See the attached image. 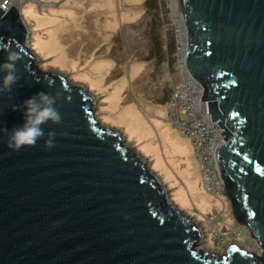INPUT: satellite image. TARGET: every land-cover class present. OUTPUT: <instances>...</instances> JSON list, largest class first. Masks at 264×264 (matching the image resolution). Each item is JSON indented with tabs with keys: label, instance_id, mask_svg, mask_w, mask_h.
I'll list each match as a JSON object with an SVG mask.
<instances>
[{
	"label": "water",
	"instance_id": "1",
	"mask_svg": "<svg viewBox=\"0 0 264 264\" xmlns=\"http://www.w3.org/2000/svg\"><path fill=\"white\" fill-rule=\"evenodd\" d=\"M174 1L183 67L221 128L223 194L260 254L236 244L221 257L197 250L198 224L167 201L117 130L96 126L85 88L34 69L30 32L12 5L0 6V63L17 51L21 79L0 95V264H264V0H171L173 14ZM40 91L60 93L62 121L14 151L8 135L25 109L12 106Z\"/></svg>",
	"mask_w": 264,
	"mask_h": 264
},
{
	"label": "rangeland",
	"instance_id": "2",
	"mask_svg": "<svg viewBox=\"0 0 264 264\" xmlns=\"http://www.w3.org/2000/svg\"><path fill=\"white\" fill-rule=\"evenodd\" d=\"M39 2L28 0L19 9L30 31L34 69L65 75L69 84L85 88L94 101L96 126L117 130L123 145L141 157L147 172L164 187L167 201L202 229L197 250L221 257L227 246L236 244L260 254L247 230L235 235L239 225L229 201L223 193L216 198L206 192L190 139L180 137L168 118L167 104L157 102L181 76L176 57L173 70L166 63L157 71L145 61L149 41L144 0ZM167 2L177 32L176 13L171 0Z\"/></svg>",
	"mask_w": 264,
	"mask_h": 264
},
{
	"label": "built area",
	"instance_id": "3",
	"mask_svg": "<svg viewBox=\"0 0 264 264\" xmlns=\"http://www.w3.org/2000/svg\"><path fill=\"white\" fill-rule=\"evenodd\" d=\"M26 1L28 0H0V6L4 10L12 5L20 9ZM176 30L175 57L181 80L178 85L175 84L171 87L170 98L166 103L169 108L168 118L182 137L190 139L196 160L200 166L202 183L206 192L219 198L220 194L223 193V180L215 151L222 141L221 128L216 122L210 120L207 102L201 101L203 95L201 85L190 79L185 71L186 68L183 67L186 35L182 33L180 23L177 25ZM181 34L184 35V38L181 37ZM222 203L224 204L223 201ZM204 219H206L204 221L207 224L214 220L213 218ZM233 231H235L236 236H243L246 229L236 226Z\"/></svg>",
	"mask_w": 264,
	"mask_h": 264
},
{
	"label": "clouds",
	"instance_id": "4",
	"mask_svg": "<svg viewBox=\"0 0 264 264\" xmlns=\"http://www.w3.org/2000/svg\"><path fill=\"white\" fill-rule=\"evenodd\" d=\"M21 60V55L17 51L8 50V54L3 63H0V72L3 76L0 77V95L10 94L13 91V86L18 83L21 76L18 74L17 62ZM60 93L50 94L45 91H40L31 98L25 100L23 105H13L14 110H19L21 107L24 111V123L21 126L14 127L8 135L7 146L18 151L25 146L35 147L37 142L44 138L45 132L42 125L51 122L58 125L62 121V116L58 110L56 103ZM7 131V129H4ZM54 132H48V139L44 141L45 147L53 146Z\"/></svg>",
	"mask_w": 264,
	"mask_h": 264
},
{
	"label": "trees",
	"instance_id": "5",
	"mask_svg": "<svg viewBox=\"0 0 264 264\" xmlns=\"http://www.w3.org/2000/svg\"><path fill=\"white\" fill-rule=\"evenodd\" d=\"M142 13L146 19L144 25L146 37L149 41L145 61L149 64V67L154 66L157 71L166 63L173 70L176 41L167 0H144ZM170 94L171 87L167 86L162 91V95L158 98L157 102L166 104L170 98Z\"/></svg>",
	"mask_w": 264,
	"mask_h": 264
},
{
	"label": "bare ground",
	"instance_id": "6",
	"mask_svg": "<svg viewBox=\"0 0 264 264\" xmlns=\"http://www.w3.org/2000/svg\"><path fill=\"white\" fill-rule=\"evenodd\" d=\"M173 2V1H172ZM174 12L176 13V16H175V19H177V25L179 24V15L177 14L178 13V7H177V4H175V1H174ZM182 31V30H181ZM182 33H185V31L183 30L182 31ZM181 37H183L184 38V35L182 36V34H181ZM186 72H187V70H185ZM220 135V134H219ZM255 248L256 249V247L255 246H251V249L252 248ZM247 251V250H246Z\"/></svg>",
	"mask_w": 264,
	"mask_h": 264
},
{
	"label": "crops",
	"instance_id": "7",
	"mask_svg": "<svg viewBox=\"0 0 264 264\" xmlns=\"http://www.w3.org/2000/svg\"><path fill=\"white\" fill-rule=\"evenodd\" d=\"M38 3H40L39 2V0H36ZM42 5H44V4H42ZM47 5V4H46ZM30 32V31H29ZM179 133V132H178ZM180 135V134H179ZM180 137H182L181 135H180ZM182 138H184V137H182ZM142 156V155H141ZM143 157V156H142Z\"/></svg>",
	"mask_w": 264,
	"mask_h": 264
}]
</instances>
